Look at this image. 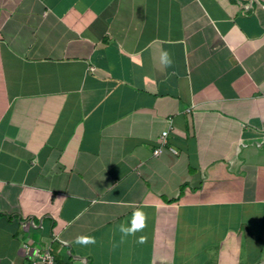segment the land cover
<instances>
[{
  "label": "crops",
  "instance_id": "0c3cea01",
  "mask_svg": "<svg viewBox=\"0 0 264 264\" xmlns=\"http://www.w3.org/2000/svg\"><path fill=\"white\" fill-rule=\"evenodd\" d=\"M45 251L264 264V0H0V264Z\"/></svg>",
  "mask_w": 264,
  "mask_h": 264
},
{
  "label": "clouds",
  "instance_id": "9594fccd",
  "mask_svg": "<svg viewBox=\"0 0 264 264\" xmlns=\"http://www.w3.org/2000/svg\"><path fill=\"white\" fill-rule=\"evenodd\" d=\"M159 63L164 69H167L173 65L172 56L163 48L160 50ZM147 219V213H145L142 209L137 208L132 213V217L129 221L126 223H121L118 226L117 230L120 233V243H123L128 237H136L137 233H143L144 229L147 227ZM145 239L146 238L143 236L137 237V242L143 243ZM76 242L81 244H94L95 238L91 236H80L77 237Z\"/></svg>",
  "mask_w": 264,
  "mask_h": 264
},
{
  "label": "built area",
  "instance_id": "2783aa9c",
  "mask_svg": "<svg viewBox=\"0 0 264 264\" xmlns=\"http://www.w3.org/2000/svg\"><path fill=\"white\" fill-rule=\"evenodd\" d=\"M167 130H163L161 133L160 146L156 147L153 150L154 155L160 154L162 147L166 145V136ZM170 151L175 152L173 148H170ZM31 264H54L53 256L50 252L45 251L44 253H37L29 256Z\"/></svg>",
  "mask_w": 264,
  "mask_h": 264
}]
</instances>
